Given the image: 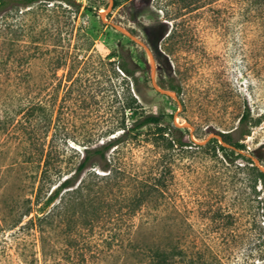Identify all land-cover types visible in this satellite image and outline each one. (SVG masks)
Returning <instances> with one entry per match:
<instances>
[{
  "label": "rangeland",
  "instance_id": "rangeland-1",
  "mask_svg": "<svg viewBox=\"0 0 264 264\" xmlns=\"http://www.w3.org/2000/svg\"><path fill=\"white\" fill-rule=\"evenodd\" d=\"M75 1L0 11V264H155L161 251L169 264H264V181L254 167L264 171V8L141 0L132 18L121 9L128 0ZM161 24L166 37L175 33L180 94L159 85L146 42L149 26ZM157 36L165 54L172 43ZM142 47L154 89L139 70L138 91L120 61L125 54L140 66ZM132 96L166 124L173 119L187 144L167 149L154 142L156 126L144 127L108 152L111 179L90 167L77 183L82 194L66 191L46 205L86 147L131 124ZM246 106L252 132L238 149L210 128L232 130ZM159 179L165 185L145 195Z\"/></svg>",
  "mask_w": 264,
  "mask_h": 264
},
{
  "label": "trees",
  "instance_id": "trees-1",
  "mask_svg": "<svg viewBox=\"0 0 264 264\" xmlns=\"http://www.w3.org/2000/svg\"><path fill=\"white\" fill-rule=\"evenodd\" d=\"M41 0H0V11L5 10L13 4L20 3L25 6L32 5L35 2ZM69 5H78L75 0H63ZM126 4H124L121 9L127 10V13L130 17L136 18L140 15L143 11V2L141 0H128ZM119 2L116 1L114 4V8L121 6ZM264 8V0H238V12L242 11L247 13L248 11L258 9L257 11H261L260 9ZM166 25V24H165ZM157 31L160 33V38H166L170 40L172 43L169 46V41H167L164 53H162L158 48V36ZM167 29L162 27V24L159 26H149L147 30V39L146 42L152 48L155 58L158 63L157 68V80L159 85L164 89H170L176 91L178 94L182 92V85L178 80V77L173 73L171 60H173L172 55L177 51L175 44H173V40L175 37V33L170 32L166 37ZM157 37V38H156ZM176 42V41H175ZM122 61H120V68L126 73L129 77L133 78L135 83L137 84V90L140 91L139 88V78L137 76V71H141L143 73L144 84L148 88H153L152 85V63L149 58V55L144 47L139 48L137 52V57L139 59L140 66L132 67L131 60L129 59V55L121 54ZM167 61V65L169 71L167 70V66L165 62ZM171 73V74H170ZM171 99V97H168ZM126 108L129 110V119L131 124L129 126L125 125L123 127L124 131L119 135H115L112 139L108 142L101 144L95 147H86L83 151V156L78 163L76 170L71 175L66 176L58 185L54 187L51 191L49 197L46 200V205H51L55 199H57L63 192L66 191H73L79 194H82L83 189L81 187V183L77 185L78 181L81 179L82 175L88 170L90 167H99L101 170L109 171V173L105 174L108 178L113 177V168H112V161L108 157V152L115 146L120 145L123 141L127 140L128 138L133 135L134 132L139 131L140 129L148 126H156L157 131H155L154 142L155 143H163L165 148L171 149L174 148L176 145H186L183 137L178 136L175 131H182L183 129L176 127L173 123V119L170 122H167L168 127L166 126V119L165 114L163 112H147L142 110V106L140 102H138L137 97L132 96L129 98L126 104ZM141 108V110H140ZM173 117V114H171ZM251 109L249 106L243 110L242 115L239 118L238 126L232 128L230 131L223 132L216 128H210L211 132L220 135L223 141L229 145L235 146L238 149H246L245 142H241L245 136L250 135L252 132L251 129ZM129 135V136H128ZM215 140L219 147L223 150L224 155L228 157V151L230 150L229 147L220 144L217 137L212 138ZM190 143L194 145L196 144L194 140L190 139ZM234 151V150H233ZM239 156L244 157L245 155L242 153H238ZM229 158V157H228ZM260 162H264L263 157H259ZM254 163V161H253ZM256 172L258 173V177L264 181V171H262L257 165H254ZM96 171V168L94 169ZM47 172L44 170V175ZM93 174L97 177L101 175L97 172H93ZM104 178V177H103ZM106 178V177H105ZM82 181V180H81ZM165 185L160 181V179L154 184L150 185L149 183L146 187H149L147 190H144L145 195H151V193L157 189H161L162 185ZM77 185V186H76ZM89 191H93L90 185L87 187ZM145 189V188H144ZM91 193V192H88ZM83 196V195H81ZM145 197V196H143ZM137 201H141V198H137ZM82 205L85 207V202H82ZM46 215L44 218H47ZM157 260L155 264H169L171 262V255L165 251L158 252L156 254Z\"/></svg>",
  "mask_w": 264,
  "mask_h": 264
},
{
  "label": "water",
  "instance_id": "water-1",
  "mask_svg": "<svg viewBox=\"0 0 264 264\" xmlns=\"http://www.w3.org/2000/svg\"><path fill=\"white\" fill-rule=\"evenodd\" d=\"M116 27L117 28H119L120 30H122L123 32H125L126 34H128L129 36H131L132 38H135V36L133 35V34H131L130 32H128L127 30H125L124 28H122L121 26H119V25H116ZM144 46H145V48L148 50V52H149V54L151 55V57H152V60L154 61V56H153V53H152V51L149 49V47L143 42V41H140ZM153 82H154V84H156V80H155V78L153 79ZM163 92H166V93H169L168 91H166V90H163V89H161ZM171 94V93H170ZM258 162V161H257Z\"/></svg>",
  "mask_w": 264,
  "mask_h": 264
}]
</instances>
